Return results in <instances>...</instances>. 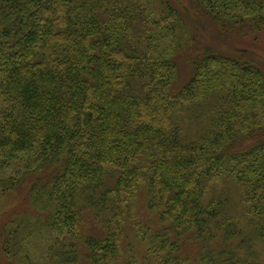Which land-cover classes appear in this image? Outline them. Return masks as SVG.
<instances>
[{
    "label": "trees",
    "instance_id": "obj_1",
    "mask_svg": "<svg viewBox=\"0 0 264 264\" xmlns=\"http://www.w3.org/2000/svg\"><path fill=\"white\" fill-rule=\"evenodd\" d=\"M189 1L222 35L264 31V0ZM178 3L0 0V191L37 175L0 264H131L127 224L156 264H263L264 70L206 45L180 77L200 18Z\"/></svg>",
    "mask_w": 264,
    "mask_h": 264
},
{
    "label": "rangeland",
    "instance_id": "obj_2",
    "mask_svg": "<svg viewBox=\"0 0 264 264\" xmlns=\"http://www.w3.org/2000/svg\"><path fill=\"white\" fill-rule=\"evenodd\" d=\"M182 8L185 4L189 7L192 14L200 18V25H196L192 31V40L189 44L188 50L183 54L180 59V64L183 71H181L180 77H187L190 72V67L192 66L190 58L200 54L205 49L206 45H211L215 49L229 53L236 54L238 52L246 51L251 53L264 70V31L256 33H247L232 31L227 35H222L220 27L216 26L210 19L201 16L194 4H191L189 0H174ZM251 142V141H250ZM249 142V144H250ZM256 141L253 142V144ZM248 144V145H249ZM14 166L10 170H5V174H0V177H8L14 175ZM50 169L44 171L41 175L46 176V173ZM36 176L32 175L30 184L29 182L22 189L16 188L14 191L2 192L0 191V235L3 223L7 216L12 214L16 210H27L35 213L29 200V192L31 182H36ZM136 213L140 214L145 225H154V215L148 210L146 206V192H141L139 198L136 200ZM148 222V223H147ZM89 227L86 226L88 231ZM88 234H95L94 230L90 231ZM148 240V239H147ZM149 242V240H148ZM148 242L144 243L140 238H138L132 230V226L127 224L125 230V236L123 238V249H124V260L131 264H156V254L151 244ZM42 240L38 235L30 240V248L36 255H40L42 250ZM258 251L260 253L261 260L264 264V247L261 243L258 244ZM32 252V253H33ZM35 254V253H33Z\"/></svg>",
    "mask_w": 264,
    "mask_h": 264
}]
</instances>
